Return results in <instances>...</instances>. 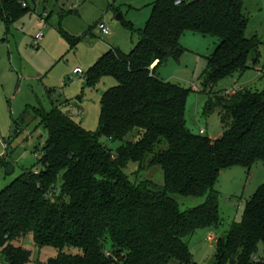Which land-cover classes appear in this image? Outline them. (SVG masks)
I'll return each instance as SVG.
<instances>
[{
  "label": "trees",
  "instance_id": "1",
  "mask_svg": "<svg viewBox=\"0 0 264 264\" xmlns=\"http://www.w3.org/2000/svg\"><path fill=\"white\" fill-rule=\"evenodd\" d=\"M27 1L0 0V19L16 21L29 12ZM242 3L154 0L134 47L128 53L109 48L85 74L87 87L105 77L116 82L100 99L96 132L85 131L56 108L34 111L48 134L41 168L21 174L0 192V264L30 263L31 253L20 245L27 235L37 248L58 252L38 264L193 263L183 240L220 225L214 191L220 173L264 164V91L240 90L231 96L208 91L257 62L260 43L245 37ZM184 33L218 41L201 82L203 115L218 111L223 125L214 140L186 127L189 90L156 75L169 59L185 55ZM130 134L132 140L126 141ZM101 138L121 145L112 152ZM130 162L138 164L137 174L159 166L163 186L131 182L123 173ZM172 195L207 198L181 211ZM230 260L264 264V185L245 203L240 221L216 240L213 264Z\"/></svg>",
  "mask_w": 264,
  "mask_h": 264
},
{
  "label": "rangeland",
  "instance_id": "2",
  "mask_svg": "<svg viewBox=\"0 0 264 264\" xmlns=\"http://www.w3.org/2000/svg\"><path fill=\"white\" fill-rule=\"evenodd\" d=\"M153 1L58 0L62 15L55 16L47 9V0H28L29 12L25 15L16 21L0 19V192L21 174L41 168L42 148L48 134L34 118L35 110L49 112L56 108L85 131H97L100 99L116 82L105 77L94 87H87L84 85L85 74L109 48L128 53L134 47L138 41L137 31L144 28ZM75 5L77 9L72 10ZM242 11L248 20L245 37H256L260 43L257 62L243 73L218 81L208 89L211 93L264 91V0H243ZM117 15L122 17L121 21L116 20ZM99 24L108 29V36L101 33ZM40 31L44 37L35 48L33 38ZM72 39L78 41L72 43ZM180 44L186 51L185 55L179 61L169 59L157 69L156 75L165 82L189 90L185 107L186 127L193 134L205 130V137L217 138L223 131V125L218 111L203 115L206 96L201 82L206 58L218 41L184 33ZM76 68L83 74L73 75ZM132 136L130 134L125 140L131 141ZM100 142L112 152L121 145L106 138H101ZM10 164L14 173L5 176V168ZM137 169L138 164L130 162L123 173L131 182L149 181L157 188L163 186V172L159 166L140 174L136 173ZM60 182L61 176L55 188L58 195ZM262 185L264 164L260 162L250 170L236 167L220 173L214 187L218 194L220 225L198 229L183 240L191 253L192 264L214 263L216 240L224 237L230 227L240 221L245 203ZM171 198L184 211L203 204L207 197L172 195ZM20 245L31 253L29 264L44 263L58 254L50 247L37 248L30 235L23 237ZM108 245L109 242L106 247ZM64 253L76 254L79 251L65 249Z\"/></svg>",
  "mask_w": 264,
  "mask_h": 264
},
{
  "label": "built area",
  "instance_id": "3",
  "mask_svg": "<svg viewBox=\"0 0 264 264\" xmlns=\"http://www.w3.org/2000/svg\"><path fill=\"white\" fill-rule=\"evenodd\" d=\"M27 5H26V3H22V7H26ZM72 10H76L77 9V6L75 5V6H72V8H71ZM43 16H45V14H43ZM44 28V27H43ZM98 29L101 31V33L104 35V36H108L109 35V33H108V29L104 26V24H99L98 25ZM43 33L40 31V32H38L35 36H34V38H33V47H38V45H39V42H41V40L43 39ZM83 74V72L80 70V69H78V68H76V69H74L73 70V75H82ZM235 90H233V91H231V92H227V93H225V95H227V96H231V95H233V94H235ZM199 134L200 135H204L205 134V130H200L199 131ZM106 255L108 256L109 255V253H106Z\"/></svg>",
  "mask_w": 264,
  "mask_h": 264
},
{
  "label": "water",
  "instance_id": "4",
  "mask_svg": "<svg viewBox=\"0 0 264 264\" xmlns=\"http://www.w3.org/2000/svg\"><path fill=\"white\" fill-rule=\"evenodd\" d=\"M46 5H47V9L52 14H54L55 16H61L62 15V11L57 4V0H47ZM116 20L121 21L122 17L120 15H117ZM13 173H14V167H13V165L10 164L5 168L4 174H5V176H10ZM229 264H235L234 260H230Z\"/></svg>",
  "mask_w": 264,
  "mask_h": 264
},
{
  "label": "crops",
  "instance_id": "5",
  "mask_svg": "<svg viewBox=\"0 0 264 264\" xmlns=\"http://www.w3.org/2000/svg\"><path fill=\"white\" fill-rule=\"evenodd\" d=\"M28 6H29V5H28ZM155 65H156V63L153 65V67H154ZM72 73H73V72H72ZM205 133H206V132H205ZM217 138H218V137H217ZM217 138H214V139H217ZM209 139H210V138H209ZM214 139H213V140H214Z\"/></svg>",
  "mask_w": 264,
  "mask_h": 264
}]
</instances>
